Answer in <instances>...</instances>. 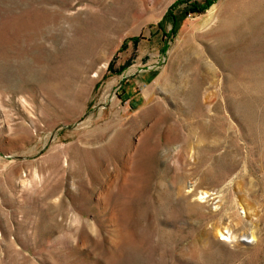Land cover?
Masks as SVG:
<instances>
[{
  "label": "rangeland",
  "instance_id": "obj_1",
  "mask_svg": "<svg viewBox=\"0 0 264 264\" xmlns=\"http://www.w3.org/2000/svg\"><path fill=\"white\" fill-rule=\"evenodd\" d=\"M0 264H264V0H0Z\"/></svg>",
  "mask_w": 264,
  "mask_h": 264
},
{
  "label": "trees",
  "instance_id": "obj_2",
  "mask_svg": "<svg viewBox=\"0 0 264 264\" xmlns=\"http://www.w3.org/2000/svg\"><path fill=\"white\" fill-rule=\"evenodd\" d=\"M211 6V2L209 1L208 3H207V5H205V6H202L201 8H199L198 6H196V5H192V8L190 9L191 10V12H194V13H200L201 11H203V10H206L208 7H210Z\"/></svg>",
  "mask_w": 264,
  "mask_h": 264
},
{
  "label": "bare ground",
  "instance_id": "obj_3",
  "mask_svg": "<svg viewBox=\"0 0 264 264\" xmlns=\"http://www.w3.org/2000/svg\"><path fill=\"white\" fill-rule=\"evenodd\" d=\"M215 10H216V8H214V9L212 10V12L215 13ZM223 241L226 242V241H228V239H223Z\"/></svg>",
  "mask_w": 264,
  "mask_h": 264
}]
</instances>
